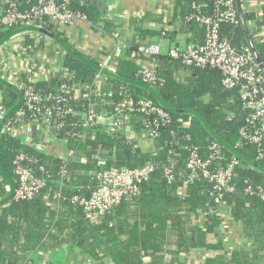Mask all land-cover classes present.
Returning a JSON list of instances; mask_svg holds the SVG:
<instances>
[{
  "label": "trees",
  "instance_id": "trees-1",
  "mask_svg": "<svg viewBox=\"0 0 264 264\" xmlns=\"http://www.w3.org/2000/svg\"><path fill=\"white\" fill-rule=\"evenodd\" d=\"M4 1L0 0L1 4ZM216 1H177L184 8L183 20L191 31L197 33L201 43L204 42L205 29L186 18L194 13L193 5H201L204 12L211 13ZM248 1L242 0L243 7ZM16 3L21 11H25L37 4L38 0H17ZM70 7L85 14L93 24L101 21L99 10L92 0H87L84 6L73 1ZM261 13L264 15V7ZM255 16L254 12L244 13L246 23ZM104 23L105 28L112 31V23ZM44 28L73 48L67 39L53 30L51 24ZM10 32L11 30L4 32L0 40ZM140 33L144 36L159 35L146 30ZM221 33L238 49L248 46L241 23L237 27L223 24ZM164 34L172 42L173 34ZM23 36L22 48L29 53L46 42L53 43L63 52L60 67L71 75V89L67 94L73 97L81 92L78 102L72 105L76 111L85 112L90 102L95 101L93 97L89 98L86 89L92 86L99 72L42 34L29 32ZM36 37L42 41L37 43ZM254 44L264 65V42L254 39ZM7 47L10 44H6L1 50H7ZM46 63L49 64L48 61ZM157 64L160 81L154 87L166 104L177 110L199 113L225 143L246 159L264 167V159L258 158L256 146L241 140L240 131L244 123L240 119L245 113L238 92L224 88L220 71L189 68L178 62H170L164 57H158ZM114 68L113 75H101L116 95L111 101L98 103L95 106L97 111H109L117 104L126 106L129 101L118 94L121 88L131 91L133 103L150 99L160 106L159 101L143 89L125 83V80L140 81V66L130 58L128 51L115 60ZM182 69H187L190 73L180 79L177 74ZM8 76L9 73L4 72L0 66V77L8 82L16 80ZM15 82L26 84L30 80L27 75H23ZM64 82L58 74L49 82L35 84L43 93L64 95L65 92L61 90ZM0 91L3 94L2 105L8 111L17 105L19 96L15 90L0 84ZM16 113L9 119L11 125L15 123ZM169 113L171 123L159 127V136L154 142L155 150L152 153L138 147L134 133L137 138L146 135L145 124L149 118L153 120V117L146 118L137 110L131 112L132 133L123 131L116 137L90 135L80 143L70 136L79 132L74 124L80 119L67 118L66 127L57 140L75 153L73 158L37 152L23 143L19 133L11 129L3 130L0 136V162L5 170L15 177L14 159L23 154L31 160L27 164L35 174L47 175V185L31 201L12 200L0 207V264H31L26 257L45 243L54 248L71 243L90 255L96 264H186L185 256L197 251L202 255L193 259L194 263L264 264V201L247 192L248 188H264V173L236 158L239 165L232 180L234 191L224 194L222 199L218 198L214 184L201 178L189 182L190 173L186 167L189 152L183 146L197 148L201 157L209 160L212 158L210 146L217 142L198 117L192 114ZM220 148V155L213 166H224L235 158L221 145ZM101 162L104 165L110 164L105 169H136L148 163L153 164L155 169L149 180L142 184L140 195L136 199L124 200L101 221L90 222L85 218L82 209L72 203V197L90 195L97 177L92 173H100ZM116 163H121L122 166L118 167ZM170 163L175 166L171 183L165 174ZM9 193V183L0 173V201L6 199ZM235 227L242 230L239 232L246 240L251 241L250 250L233 251L227 248L228 242L221 235L237 230ZM210 235L218 241L209 243L207 240ZM210 250H224V255L205 257L204 252ZM168 255L171 256L170 261L167 260Z\"/></svg>",
  "mask_w": 264,
  "mask_h": 264
},
{
  "label": "built area",
  "instance_id": "built-area-1",
  "mask_svg": "<svg viewBox=\"0 0 264 264\" xmlns=\"http://www.w3.org/2000/svg\"><path fill=\"white\" fill-rule=\"evenodd\" d=\"M16 1L5 0L2 3L0 37L6 31L32 26L44 28L45 25L51 24L54 31L63 33L67 28H73L78 21L91 26L94 25L85 14L76 12L70 7L73 1H78L80 5L84 6L87 4V0H61V2L38 0L37 4L25 11L18 8ZM263 7L264 0H257L254 3L248 1L243 7L244 13L254 12L256 14L247 23V26L253 41L255 39L257 42H264V15L261 13ZM203 8L201 5H193L194 13L186 18L188 21L198 23L205 29L203 43L189 44L185 48L175 44L165 47L162 39L160 43L140 44L132 47L126 41L117 39L113 49L105 53L100 66L102 69L114 73L115 60L128 51L130 58L140 66L138 73L140 81L153 87L160 81L157 74L158 57H165L170 62H178L189 68L220 71L223 75L224 88L228 91L236 90L238 92L245 113L242 117L244 126L240 131L241 140L246 144L256 146L258 158L264 159V74L261 72L249 46L238 49L233 46L226 35L221 33L223 24H228L231 27H237L240 24L236 0H217L211 13L204 12ZM36 41L39 43L42 40L36 37ZM22 43L23 41L21 44H17L19 50L16 55H24L28 52L27 49L22 48ZM72 43L73 49H81L79 43L76 41ZM52 51L56 55L52 68L65 80L61 86V90L65 94L43 93L36 86V82L31 80L30 83L26 84L15 83L23 93V107L16 113L15 123L11 125L8 121L4 130L11 129L20 133V128L24 125L36 124L46 133L48 139L59 142L57 138L66 127V119L78 117L80 121L74 126L79 128V132L70 136L80 143L90 135L118 136L131 126V112L137 110L146 118L153 117V120L149 118L145 124L144 132L147 139L155 141L159 136V127L171 123L168 111L150 99H141L133 103L131 91L126 88H121L118 93L129 101L126 106L117 104L109 111H97L95 106L98 103L111 101L116 95V92L107 86L101 73L95 76L92 86L86 89L89 98L93 97L95 101L90 102L85 112L76 111L72 104H76L81 95L76 93L71 97L67 94L68 90L71 89V85H69L71 75L59 64L62 62L64 54L58 49ZM3 60L4 57H0V63ZM45 65V62L33 64L31 74L33 75L35 71L45 73ZM8 77L13 78L14 75L10 74ZM7 112L8 110L0 100V124ZM51 129L55 130L56 138L49 132ZM183 149L189 152L186 163L190 173L189 182L192 183L201 178L214 184L219 199H222L224 194L234 191L232 180L239 160L233 158L224 166H213L220 155L221 148L218 143L211 144L212 158L209 160L202 158L195 147L183 146ZM72 153L70 157L73 158L75 153L73 151ZM30 161L23 154L14 159V173L17 183L14 201H31L47 185V175L35 174L28 167L27 163ZM154 169L155 166L151 163L136 169H119L116 167L105 169L104 172L97 175L96 183L91 189L90 195H75L72 197V203L82 209L88 221H101L124 200L133 201L136 199L140 195L142 184L149 180ZM174 169V164L170 163L165 170L169 183L173 180ZM40 170L44 172L43 168ZM247 192L264 201V188H257L256 190L248 188Z\"/></svg>",
  "mask_w": 264,
  "mask_h": 264
},
{
  "label": "crops",
  "instance_id": "crops-1",
  "mask_svg": "<svg viewBox=\"0 0 264 264\" xmlns=\"http://www.w3.org/2000/svg\"><path fill=\"white\" fill-rule=\"evenodd\" d=\"M99 1L104 5L103 10L98 9L101 19L99 24L91 26L85 22L78 21L73 28H67L63 33L59 32L69 41V44L72 47L73 41L79 43L81 49L75 50H78L85 56V58L99 66L101 65L105 53L113 49V45L117 39L126 41L132 47H136L140 44L160 43L162 42V39L165 47L175 44L185 48L189 44L201 43V39L198 38L197 33L191 31L189 25L183 20L184 8L177 3L178 0ZM249 1L254 3L257 0ZM1 7L2 4L0 2V10ZM104 21L112 23V31L105 28ZM142 30L155 32L159 35L144 36L140 33ZM168 32L171 35L173 34L172 36L174 39L171 40L172 42H169L166 35H163ZM23 40L24 36L23 34H20L14 36L0 47V57H4L0 66L4 69V72H8L9 75H14V80H18L23 75H27L29 80L36 83L49 82L55 78L58 73L52 68V63L55 62L56 59V55L52 50L57 49L56 46L51 42H46L45 45L43 44L40 48L33 50L31 53L27 52L24 55H16L19 50L17 44H21ZM6 44H10V47L5 48L7 50H1ZM3 53L4 56H2ZM47 58L48 60H46ZM46 61L49 62L48 65ZM95 61H98L99 63H96ZM41 62L46 63L45 73L35 71L32 75L31 68L33 64H40ZM59 64L61 65V62ZM8 69L11 70L9 71ZM189 73L190 72L187 69H182L179 70L177 75L182 79L189 75ZM15 81L10 83L17 86ZM79 94L81 95L82 93L79 92ZM2 98L3 94L0 91V100H2ZM30 126V124H27L20 128V137L25 145H27L25 141L27 142L29 139L32 143L40 146L42 143L38 138L34 139L29 137L31 134ZM125 131L128 133L133 132L132 123L131 126L125 129ZM134 137L137 139V145L142 151L148 153L154 152L155 141L147 139L145 134L137 138L134 133ZM52 156L59 157L57 154H52ZM236 228L237 227H235V229ZM239 230L241 229L237 228V230L229 234H224V236L223 234L221 235L223 239L225 237V241L228 242L226 243L227 248H230L233 251L238 249H242L243 251L246 249L250 250L252 246L251 241L246 240ZM207 241L209 243H216L218 240L210 235ZM199 255H202V253L198 251L190 253L185 256L184 260H186V264H202L201 262H193V259L197 256L199 257ZM217 255H224V250H210L204 252L205 257H216ZM179 259L181 260L182 257L180 256ZM26 260L30 261L31 264H96L90 255L84 253L81 249L71 243L61 244L55 248L45 243L39 250L29 253ZM167 260H171L170 255L167 256Z\"/></svg>",
  "mask_w": 264,
  "mask_h": 264
},
{
  "label": "water",
  "instance_id": "water-1",
  "mask_svg": "<svg viewBox=\"0 0 264 264\" xmlns=\"http://www.w3.org/2000/svg\"><path fill=\"white\" fill-rule=\"evenodd\" d=\"M58 2H61V0H57ZM93 5H95L96 7H98L99 10H103L104 9V5L101 1L99 0H93ZM236 6H237V11H238V15H239V19H240V23L242 26V29L245 33L246 36V41L247 44L249 46V48L251 49L253 56L256 60V62L259 65V68L261 70V72L264 74V65L261 62V59L257 53L252 35L249 31V28L247 26V23L245 21V17H244V12H243V5H242V0H236ZM29 32H33V33H38V34H42L44 36H46L47 38H49L50 40H52L54 43H56L60 48H62L64 51H66L67 53L74 55L75 57H77L78 59H80L81 61L87 63L88 65H90L91 67H93L96 71H98L99 73L103 74V75H107V74H114L112 72H109L105 69H102L101 66L91 62L90 60H88L87 58L83 57L82 55H80L79 53H77L76 50H74L73 48H71L69 45L65 44L59 37H57L55 34H52L51 32L47 31L45 28L43 27H25V28H20L17 29L15 31H12L10 34L6 35L2 40H0V47L3 46L7 41H9L11 38H13L14 36L20 35V34H24V33H29ZM125 83L128 85H133L136 87H139L141 89H143L144 91H146L150 96L156 98L159 103L160 106L162 108H164L165 110L169 111V112H173V113H180V114H192L196 117H198L203 125L205 126V128L209 131V133L212 135V137L214 138V140L220 144L224 149L228 150L235 158H238L240 160H242L243 162H245L246 164H248L250 167H253L254 169H257L261 172L264 173V167H261L260 165L256 164L253 161H250L248 159H246L242 154H240L235 148L229 146L227 143H225L216 133L215 131H213V129L211 128V126L209 125V123L205 120V118H203L199 113L197 112H193V111H188V110H177L171 106H169L168 104H166L163 99L159 96L157 90L155 89V87L148 85L142 81H138V80H125ZM0 84H2L5 87L8 88H12L13 90H15V92L18 94L19 96V101L17 103V105L15 107H13L12 109H10L4 120L1 122L0 124V136L2 131L4 130L5 125L7 124V122L9 121V119L17 112L21 109V107L23 106V93L21 92V90L15 86L14 84L6 81L5 79H3L2 77H0ZM242 120V118L240 119V121ZM31 126V134L29 135V137L31 138H38L41 141V145H37L35 143H32L29 139L27 140V142L25 141V143L32 148L33 150L40 152V153H44V154H57L59 157H67V156H72V151L69 149L68 146L63 145L55 140H51L48 139L47 135L45 132H43L36 124H30ZM52 136L54 138H56V132L54 129H51L49 131ZM56 149V151H55ZM107 153V152H105ZM116 165L118 167H121V163H116ZM110 164L106 163V165H104L103 162H101V169H100V173L105 171L106 167H109ZM0 173L1 175L7 180V182L9 183L10 186V193L8 195V197L2 201H0V207H4L5 205H7L8 203H10L15 195L16 192V179L15 177H13L11 174H9L3 164L0 162ZM93 176H97L98 172H94L92 173Z\"/></svg>",
  "mask_w": 264,
  "mask_h": 264
}]
</instances>
